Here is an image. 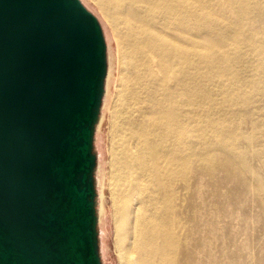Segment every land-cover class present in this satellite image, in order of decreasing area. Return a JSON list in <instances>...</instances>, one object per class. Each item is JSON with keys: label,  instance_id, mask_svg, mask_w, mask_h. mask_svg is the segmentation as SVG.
<instances>
[{"label": "bare ground", "instance_id": "bare-ground-1", "mask_svg": "<svg viewBox=\"0 0 264 264\" xmlns=\"http://www.w3.org/2000/svg\"><path fill=\"white\" fill-rule=\"evenodd\" d=\"M92 1L119 46L108 108V180L121 264H192L194 253L205 251L197 235L203 204L194 199L201 197L203 172L216 166L213 154L220 153L226 177L239 183L254 177L239 142L256 135L241 132L239 122L264 121V0ZM249 66L254 76L245 74ZM111 78L112 67L105 94ZM252 83L258 92L246 89ZM105 116L102 110L96 132ZM241 169L245 177L238 176ZM256 178L264 188V176ZM102 196L98 189L105 264L109 225ZM261 200L264 206V195Z\"/></svg>", "mask_w": 264, "mask_h": 264}, {"label": "water", "instance_id": "water-1", "mask_svg": "<svg viewBox=\"0 0 264 264\" xmlns=\"http://www.w3.org/2000/svg\"><path fill=\"white\" fill-rule=\"evenodd\" d=\"M108 44L82 0H0V264H103Z\"/></svg>", "mask_w": 264, "mask_h": 264}, {"label": "rangeland", "instance_id": "rangeland-1", "mask_svg": "<svg viewBox=\"0 0 264 264\" xmlns=\"http://www.w3.org/2000/svg\"><path fill=\"white\" fill-rule=\"evenodd\" d=\"M82 1L98 17L103 26L108 44V69L112 67L111 91L105 94L102 105V110L106 115L105 121L102 129L96 132L95 151L98 155L96 182L97 189L104 191L101 200L106 207L109 225L105 264H121L116 244L114 216L116 205L108 180L110 168L112 169L109 151L111 146L110 109L108 108L112 99L111 93L115 92V83L118 77L119 59L116 58H119V46L96 4L92 0ZM254 71V67L249 66L245 74L254 76ZM246 89L258 92V86L253 83ZM257 106L261 107L260 113L263 105ZM257 122L255 124L251 120L239 122L242 127L241 132L256 135V140L253 142L247 143L248 141L243 139L240 140L242 142H239L240 147L249 152L250 165L252 168L254 167V177H248L250 180L248 183H239L235 178L226 177L224 169L219 164L221 158L219 152H215L212 156L215 168L211 171H204L202 174L201 197L194 201L200 200L203 204L199 206L201 219L198 220L200 226L197 235L199 240L205 244V251L195 252L192 264H200V261L197 260L199 257L203 260L202 264H214L215 261L218 264H264V206L261 200L264 188L256 184L258 180L256 177L264 176V158L259 156V153L263 152L261 145L264 141L260 142L259 140L264 139V121L258 120ZM203 132L206 133L205 130ZM237 173L239 177H245L243 169ZM193 187L198 194L197 184H194ZM215 245L218 258L215 257L213 249H211Z\"/></svg>", "mask_w": 264, "mask_h": 264}]
</instances>
